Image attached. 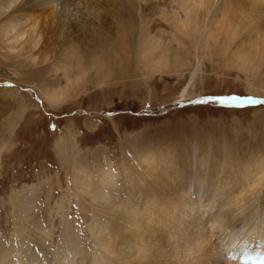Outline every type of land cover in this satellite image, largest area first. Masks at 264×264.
Returning a JSON list of instances; mask_svg holds the SVG:
<instances>
[{"label":"rangeland","instance_id":"1","mask_svg":"<svg viewBox=\"0 0 264 264\" xmlns=\"http://www.w3.org/2000/svg\"><path fill=\"white\" fill-rule=\"evenodd\" d=\"M99 2L103 9L100 26L114 25L113 20L120 14L132 26L124 9L119 16L111 13L120 0ZM263 2L258 0L260 5ZM191 3L188 6L195 5ZM199 3L194 8L197 11L202 9ZM132 4L140 11L141 21L137 20L138 30L130 35L132 41L127 49L123 50V43L115 45L113 37L108 36L110 47L114 51L119 48L120 52L106 54L99 50L93 52L90 60L76 56L71 62L60 56L50 44L52 39H41L38 50H34L21 42L13 45L0 35V242L10 241L13 232L25 225V231L30 228L26 234L30 245L41 250L38 246L43 235L36 232L32 222L39 220L44 225L53 224L48 238L53 246L65 241L63 234L69 226V232L78 233L83 249L92 247L95 239L86 216L93 206L99 205L89 200V185L82 181L87 180V175L81 178V172L76 170L77 160L86 159L89 171L93 161L105 166L106 155L108 164L111 161L115 173L124 179L117 184L129 183L131 179L121 168L124 165L135 171L129 147L134 135L143 133L151 138L165 131L177 136L191 129L200 134L213 129L215 136L222 132L233 140L235 136L245 137V146L264 140V104L245 102L243 107H225L215 102L194 103L206 97L264 98V63L260 67L249 62L243 65L240 50L245 51L247 45L239 42L242 33L248 32L245 19L257 11L233 4L225 12L221 22L225 26L221 27L231 31L227 38L234 40L228 41L225 29L217 32L204 11L194 10L198 26H187L189 34L182 35L178 45L173 24L162 17V9L169 14L177 11L184 23L186 16L177 0H136ZM261 7L264 10V5ZM252 22L255 24L256 20L253 18ZM177 26L181 29L183 24L179 22ZM209 30L219 33V39L208 37ZM138 31L143 33L141 41L136 40ZM203 31L205 35L200 36ZM105 33L112 31L108 28ZM157 39L161 41L159 46ZM146 45L152 50L146 51ZM74 59L80 63L76 65ZM50 91L59 93L56 99H52ZM94 148L97 150L93 154L90 150ZM30 191L34 192L31 197L35 216L33 219L26 215L21 220L14 197L29 196ZM87 257L86 264H90L88 254Z\"/></svg>","mask_w":264,"mask_h":264},{"label":"bare ground","instance_id":"2","mask_svg":"<svg viewBox=\"0 0 264 264\" xmlns=\"http://www.w3.org/2000/svg\"><path fill=\"white\" fill-rule=\"evenodd\" d=\"M99 1L0 0V35L18 45L19 42L28 44L34 50L41 39L45 42L52 39L50 44H54L58 54L68 57L71 62L76 56L89 57L90 60L91 55L95 54L93 52L99 50L106 54L116 53L119 48L114 51L110 47L108 36L113 37L117 46L123 43V50H126L132 41L130 35L138 30L135 27L137 20L141 21L140 11L131 6L136 0H120L116 3L119 5L111 10L112 15L119 16L124 9L132 26L120 18V14L117 20H113L114 25L108 27L100 26L103 9ZM177 2L185 13L184 23L177 11L169 14L162 9V17L173 24L178 45L182 43V35L189 34L187 26H198L196 13L200 11H204L206 18L209 17V23L217 32L224 31L225 25H221V22L233 4L257 11L255 15L244 18L248 32L242 33L239 42L247 45V49H241L240 53L244 57L243 65L249 62L256 67L264 63V10L261 9L264 4L260 5L258 0ZM191 2H195V5L200 2L202 9L197 11L195 5L188 6ZM179 22L183 24L181 29L177 28ZM108 28L111 34L105 33ZM204 31L200 36L205 35ZM141 32L139 34L138 31L136 40H142ZM208 32V37L219 39V33ZM229 32H224L226 39ZM160 43L157 39V46ZM46 44L48 42L44 44L45 47ZM144 48L146 51L152 50L147 45ZM163 48L168 49L167 46ZM75 63L78 65L80 62ZM251 89L257 91L255 87ZM50 93L52 99L59 94ZM214 131L211 129L200 134L197 129H191L177 136L165 131L153 138L143 133L134 135L129 147L132 149L135 171L124 165L121 168H125L123 174L131 179L126 184H117L124 179L115 173L111 161L108 164L106 155L105 166L93 161L89 171L86 159L77 160L76 170L81 172V178L87 175V180L82 181L89 185V200L97 201L99 205L93 206L86 216L95 244L87 250L83 249L78 233L69 232L67 226L63 234L65 241L53 246V242L48 243L53 224L44 225L46 223L32 220L36 232L43 235L41 246L38 244L41 250H36L33 247L35 244L30 245L31 239L26 237L30 228L25 231L26 226L23 225L24 229L22 227L13 232L10 241L0 242V264H86L87 254L90 264H239L226 260L224 250L254 248V251L264 254V140H254L245 146V137L238 139L235 136L233 140L229 138L231 135L221 131V135L215 136ZM182 134L183 138L179 137ZM96 150L94 148L90 152L94 154ZM30 192L29 196H12L18 200L15 199L19 203L16 210L21 220L26 215L35 216V203L31 197L34 192ZM58 206L61 209L60 204ZM45 228H48V233ZM45 249H49V252Z\"/></svg>","mask_w":264,"mask_h":264},{"label":"snow or ice","instance_id":"3","mask_svg":"<svg viewBox=\"0 0 264 264\" xmlns=\"http://www.w3.org/2000/svg\"><path fill=\"white\" fill-rule=\"evenodd\" d=\"M213 102L219 103L221 106H225V107H243L245 106V102L251 105L264 104V98H257L252 96H249L247 98H241L238 96L206 97L200 101H195L194 103L208 104ZM52 127L55 128V125H52Z\"/></svg>","mask_w":264,"mask_h":264}]
</instances>
